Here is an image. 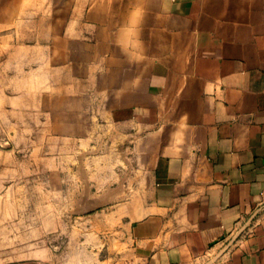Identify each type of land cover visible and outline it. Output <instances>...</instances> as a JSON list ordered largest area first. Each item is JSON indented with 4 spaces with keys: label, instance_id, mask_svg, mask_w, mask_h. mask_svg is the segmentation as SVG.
I'll return each mask as SVG.
<instances>
[{
    "label": "crops",
    "instance_id": "0c3cea01",
    "mask_svg": "<svg viewBox=\"0 0 264 264\" xmlns=\"http://www.w3.org/2000/svg\"><path fill=\"white\" fill-rule=\"evenodd\" d=\"M16 85L28 134L103 171L70 255L17 244L0 194V264H264V0H0Z\"/></svg>",
    "mask_w": 264,
    "mask_h": 264
},
{
    "label": "rangeland",
    "instance_id": "374dc122",
    "mask_svg": "<svg viewBox=\"0 0 264 264\" xmlns=\"http://www.w3.org/2000/svg\"><path fill=\"white\" fill-rule=\"evenodd\" d=\"M23 98L20 85L0 88V194L8 193L16 207L15 242L65 255L86 251L92 207L85 197L86 176L103 171L86 164L102 161L101 145H56L52 136L28 134L34 130L25 127Z\"/></svg>",
    "mask_w": 264,
    "mask_h": 264
}]
</instances>
